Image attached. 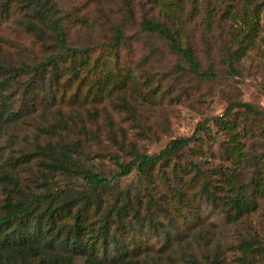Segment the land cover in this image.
Instances as JSON below:
<instances>
[{
  "label": "trees",
  "instance_id": "trees-1",
  "mask_svg": "<svg viewBox=\"0 0 264 264\" xmlns=\"http://www.w3.org/2000/svg\"><path fill=\"white\" fill-rule=\"evenodd\" d=\"M119 1L122 21L111 25L106 42L81 48L65 40L74 7L62 11L54 0H0V19L14 10L23 12L20 25L44 51L40 63L0 66V139L23 110L37 114L46 127L43 133L58 138L55 144L37 147L41 153L27 182L19 173L30 167L29 157L22 163L13 159L9 170L0 164V264H226L216 229L205 225L201 207L216 213L223 225H232L256 211L264 199V150L258 156L248 153L243 120L238 118L264 119V110L247 103L231 102L212 120L223 137L218 147L227 164L215 175L202 168L199 156L207 144L199 126L152 154L135 151L134 142L125 147L123 130L120 138L109 135L107 141L122 157L108 154L113 163L108 174L93 164L82 139L92 134L87 123L94 125L106 112L104 102L119 97L122 108H114L137 113L141 104L153 107L163 95L150 76L139 84L140 64L125 45V26L133 24L136 6L140 22L134 33L165 43L184 63L181 72L212 80L218 77L216 62L225 75L239 74L241 62L257 43L264 0ZM77 18L89 25L86 17ZM199 45L206 70L201 68ZM148 53H155L153 47ZM12 84L24 97L19 109L6 96ZM236 109L240 114L232 112ZM75 129L81 138L70 142ZM183 152L191 159L181 164ZM131 174L135 185L121 197L117 181ZM108 192L115 195L110 203L104 200ZM172 202L177 210L168 214L176 216L168 218L169 230L157 214L168 213ZM145 227L151 231L146 240H129L132 234L144 237ZM170 231L185 246L179 252L171 249ZM154 238L158 250L149 249ZM235 240L229 248L236 253L235 264H264V237L238 234Z\"/></svg>",
  "mask_w": 264,
  "mask_h": 264
},
{
  "label": "rangeland",
  "instance_id": "rangeland-1",
  "mask_svg": "<svg viewBox=\"0 0 264 264\" xmlns=\"http://www.w3.org/2000/svg\"><path fill=\"white\" fill-rule=\"evenodd\" d=\"M54 1L62 11H71L72 7L75 8L64 30L66 43L72 47L82 48L106 42L104 35H106L105 33L109 34L108 31L111 25L122 21L119 13L122 4L119 0ZM134 4L139 3L136 0ZM214 5V2H210L211 7ZM80 6L82 9L78 11L77 7ZM11 9L14 10L12 6ZM135 12L133 24L125 26L126 36L129 38L125 45L131 46V56L134 55L132 60L136 64H140L138 70L136 69V74L140 78L139 84H142L146 77L150 76L161 87L163 95L156 98V105L153 107H144V103L141 104L137 113H130L127 109L118 110L114 108H122V101L119 97L113 98L111 102L101 104L106 108V112L99 117L94 125L87 123L92 134L82 138L87 142L88 149H86V152L93 159L92 162L96 168L108 174L113 168V163L108 154H119L112 143L107 141L109 135L114 134L116 138H120L121 130H123L127 135L124 140L125 147L128 142H134L135 151H145L152 154L161 150L170 140L192 135L199 126L202 128L199 136L207 144V147L205 145V154L200 152L199 156V158H202L200 161L204 162L202 168L208 170L209 174L215 175L218 170L227 166V164L221 158L218 147L223 137L217 127L213 125V118L222 115L231 102L247 103L264 110V7L260 18L257 43L255 48L241 62L239 74L236 76L225 75L223 65L216 62L214 63V69L218 77L212 80H199L187 72H181L184 63L176 53L165 46V43L152 36L148 37L146 34L134 33L138 29V22H140V13L137 6ZM23 14V12L19 11L18 13L14 10L7 18L0 19V66L5 68L9 66L21 68L22 65L28 66L40 63L44 59V51L40 45L20 25ZM77 16L86 17L89 25L86 27L77 22L79 20ZM146 43L150 48L153 47L154 54L148 53L149 47ZM49 44L54 49L52 47L53 41L50 40ZM198 48V51L202 50L200 45ZM199 59L202 70H206L208 65L201 52L199 53ZM142 72L143 74H140ZM6 96L11 97L9 104L14 109H19L24 102L21 90L16 88V84L15 86L12 84L7 89ZM237 111L238 109L232 112L240 114ZM26 112L27 110H23L21 119L6 126V132L0 139V164L4 169L9 170L13 159H18L19 163H22L24 157H29L30 167L19 173L20 179L27 182L30 179L28 172H34L38 154L41 153L37 147L44 148L49 142L55 144L58 138L43 133V129L46 127L40 121L41 119L37 117V114H31L30 111L29 113ZM238 118L243 120L242 126L247 135L244 141L248 153L250 155H260L264 150V119L244 118L242 115L240 117L238 115ZM73 132L68 139L70 142L81 138L78 137V129L73 130ZM181 155V164L187 158L191 159L188 152H183ZM120 157L122 156L120 155ZM215 178L218 179L219 177ZM135 181L134 174L117 181L118 186L121 188L119 192L121 197H124V192L128 188L135 185ZM114 196L113 193L108 192L104 200L110 203L114 200ZM197 205H199L198 202L195 203V206ZM167 208L168 213H158L157 217L170 230V227L166 224L168 218L175 215L168 214L176 212V202L169 203ZM201 208L200 213L205 218V225L211 224L216 229L214 233L220 240L221 252L224 254L226 264H235L233 259L236 253L229 248L230 244H234L236 241L235 237L238 234L245 236L254 234L258 237H264V199L258 201L256 211L232 223V225H223L216 213L208 211V208L203 206ZM163 215H166V217ZM150 232L145 227L142 229V235L145 238L139 235L136 237L132 234L129 240H146ZM170 232L173 239L171 249L174 247L179 252V249L185 246L183 243L179 244L177 242L174 232ZM150 236H152V233ZM148 244H151L150 250L161 248L157 238H154V241Z\"/></svg>",
  "mask_w": 264,
  "mask_h": 264
}]
</instances>
